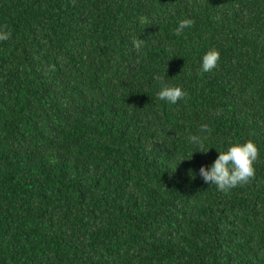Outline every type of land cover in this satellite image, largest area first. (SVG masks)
<instances>
[{
  "label": "trees",
  "instance_id": "obj_1",
  "mask_svg": "<svg viewBox=\"0 0 264 264\" xmlns=\"http://www.w3.org/2000/svg\"><path fill=\"white\" fill-rule=\"evenodd\" d=\"M0 31V264H264V0H0ZM249 140L247 183L203 181Z\"/></svg>",
  "mask_w": 264,
  "mask_h": 264
},
{
  "label": "clouds",
  "instance_id": "obj_2",
  "mask_svg": "<svg viewBox=\"0 0 264 264\" xmlns=\"http://www.w3.org/2000/svg\"><path fill=\"white\" fill-rule=\"evenodd\" d=\"M192 24L191 19L179 21L175 29L176 35H181ZM10 35V32L0 31V41L8 40ZM219 59L218 50L210 49L205 52L201 58V73H208L215 69ZM154 79L160 85L157 99L169 104H176L178 100H182L186 96L179 86L170 85L165 76L157 74ZM189 142L202 149L200 152L207 153L209 150L205 149L203 140L198 135L189 137ZM217 152L219 153L218 157L210 166H201L199 169V176L205 183L215 185L218 190L227 193L236 186L247 183L253 177V163L259 155V149L252 141L234 142L226 150ZM190 175L192 174L190 173ZM192 176L194 178L195 174Z\"/></svg>",
  "mask_w": 264,
  "mask_h": 264
}]
</instances>
